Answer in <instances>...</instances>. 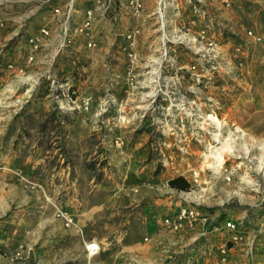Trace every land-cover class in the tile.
<instances>
[{
    "label": "rangeland",
    "instance_id": "374dc122",
    "mask_svg": "<svg viewBox=\"0 0 264 264\" xmlns=\"http://www.w3.org/2000/svg\"><path fill=\"white\" fill-rule=\"evenodd\" d=\"M58 1L67 0H0V110L12 116L0 120L11 130L2 146L40 182L63 222L50 248L48 225L32 238L44 211L22 216L32 239L20 264H142L116 253L131 237L125 232L139 228L148 243L139 223L146 217L189 229L165 223L184 208L210 216L196 224L206 232L147 264H264V0H138L137 8L108 0L94 21V44L76 37L72 46L56 44L50 65L35 54L28 61V40ZM93 1L74 0L77 8ZM10 47L24 52L21 64L5 54ZM176 177L189 188L170 187ZM165 201L178 208L172 217L151 210ZM86 209L85 240L106 237L95 256L83 250L80 232L65 233L80 230L76 215ZM225 220L235 230L224 229ZM119 232L126 236L115 240ZM15 255L0 249V257Z\"/></svg>",
    "mask_w": 264,
    "mask_h": 264
},
{
    "label": "crops",
    "instance_id": "0c3cea01",
    "mask_svg": "<svg viewBox=\"0 0 264 264\" xmlns=\"http://www.w3.org/2000/svg\"><path fill=\"white\" fill-rule=\"evenodd\" d=\"M58 20L59 18L57 19L56 16L52 15L51 12L48 11L46 16H43L41 18V21H39L37 31L39 30V28L46 26L49 28L51 34H50V38L43 40L41 44V48L35 53V56L37 57L36 62L38 61L44 62L50 65L51 64L50 61L54 59V53H55L54 49L58 41L57 39V33L59 31V25L57 22ZM5 45L6 44H2V43L0 44V52L4 50ZM22 49L24 50V48ZM8 52L13 56V60L15 62H19L20 64L23 62L22 60L24 59L23 51H22L23 53L21 54L20 50H17L16 47H12V48L10 47L7 50L5 49V54H7ZM35 65L36 64L31 66L32 70L44 71V67L42 66V64H40V66H35ZM4 76H5L4 73L2 74L0 72L1 82L4 81ZM10 86L11 85L6 87V89L3 90V93L6 94L8 91H11ZM11 96L12 95L10 92L8 96L6 95V97H11ZM11 118H12L11 114L2 112L0 110V120L3 119L8 120ZM9 131L11 130L0 126V148L3 149V151H0V216L2 215L7 216V218L4 220L7 225L6 229H4V231H2L1 233L4 242H1L2 240L0 239L1 240L0 249H5L6 251H14L16 255L13 256L12 259H6L0 257V264H20L22 259L24 261L23 255L25 254V252L22 251V247L24 244H27V242L24 241L27 238L29 239L31 238V236H28L27 238L24 236V231L22 228L23 222L21 217L26 215L27 213H33V214L35 212L43 213L42 210L44 211V215L40 217L37 227H35V229L32 230L34 234L32 238H33V244L37 239L40 240L42 237L41 231L43 230V228L44 229L46 228V225H48L49 233L53 235V237L49 240L50 248L51 246L55 245L52 244L53 242L51 241L55 240V237H57V227L58 224L62 222V219L57 218L58 211L57 209H55L56 207L55 208L52 207V206H56L55 201L53 202L51 198H47L48 201L47 204L46 202H44V199H42L41 190L38 188L40 187V182L36 179H33L32 177H29L28 175L26 176L25 175L26 169L21 165V163H18L13 157H10V154L8 152L4 151L2 143L4 140V135H8ZM19 172H23L26 177L23 176L19 177L18 174ZM143 195H147L146 192H144ZM35 196L40 197V200L37 199ZM165 202L167 203L168 207H165V205H163L162 207L158 206L157 208H153V209L151 208V210H156L157 212H159V210L161 209L167 210L168 211L167 215L172 217L178 208H176V206H172L171 203L168 204L169 203L168 201ZM47 207L49 211L46 213ZM93 211H98V210L93 209ZM68 213L72 215L71 211ZM91 215L92 214L90 212V209L84 210V212L82 213V215H80V217L79 215H76L77 220L80 222V230L78 231L75 230V228L70 227V228H65L66 230L65 233L68 235H72L80 232V235L84 240L83 242L84 245L87 242L93 241L96 242L99 245L100 250H102L104 249V246L102 244L103 241H101L100 238L103 239L106 237L104 236L100 238L93 237L85 240V236L87 234L86 232L87 227L85 226V224H83V222L89 220V217ZM142 220L139 223H143L144 225L142 226H145L144 237L148 238L149 236L146 235H151V237L148 238L150 241L148 243L142 244V242L139 241L140 236H138V234H135L137 233L136 231H139V228L137 229L132 228V231L125 232L131 236L128 239L129 241L121 243L120 247L118 248V252H116L118 254H132L136 256V258H138L136 261L138 262L140 261L142 264H147L154 261V257H156V259L164 258L165 260V258L168 257L170 253H174L178 251L180 252L181 249L184 250L186 247H189L188 245L192 244L193 241H195V239L200 238V235L206 232V229H204L201 225H195L194 227H191L189 229L185 227L186 229L182 228L174 231V230H169L167 227L163 226V224L159 220L152 221V219L149 217L148 218L146 217ZM215 228H211L210 231H213ZM131 233L135 234V236L132 235ZM113 234L115 240L122 239L124 235L126 236V234L123 233L124 235H122L120 232L118 233L119 235L116 233ZM217 240L220 239L217 238ZM39 246H41V244ZM83 250L86 252L85 247ZM19 254H20V258H19ZM229 260L232 262V263L230 262V264L244 263L243 260L242 262L238 261L237 259H229Z\"/></svg>",
    "mask_w": 264,
    "mask_h": 264
},
{
    "label": "built area",
    "instance_id": "2783aa9c",
    "mask_svg": "<svg viewBox=\"0 0 264 264\" xmlns=\"http://www.w3.org/2000/svg\"><path fill=\"white\" fill-rule=\"evenodd\" d=\"M108 0H95L92 4L85 7H76L77 4L74 0H67L65 2H55L51 3L49 6L52 15L56 16L59 20V31L57 33V44L59 47H67L76 39V37L83 38L87 41L90 46L93 38V28L94 21L96 17H102L109 7L107 3ZM130 5L134 8L140 6L138 0H130ZM50 30L48 27L43 26L39 28L35 35H32L28 44L30 46V51L28 53V61H32L34 54L43 42L44 39L50 38ZM74 44V43H73ZM66 215V214H65ZM66 225L72 222V218L69 216H64ZM210 220V216L204 213H199L198 210L193 208L180 209L179 213L176 215L175 220L172 222L170 220H165V223H173L174 227L180 226L182 223L188 227H194L196 224L206 225ZM224 229L227 231L235 230V223L231 220H225L223 223ZM234 239L236 237L232 236ZM85 250L89 256H95L99 253L100 248L96 242L90 241L85 243Z\"/></svg>",
    "mask_w": 264,
    "mask_h": 264
},
{
    "label": "trees",
    "instance_id": "16d2710c",
    "mask_svg": "<svg viewBox=\"0 0 264 264\" xmlns=\"http://www.w3.org/2000/svg\"><path fill=\"white\" fill-rule=\"evenodd\" d=\"M168 184L170 187L180 190H187L189 188V183L182 177L170 179Z\"/></svg>",
    "mask_w": 264,
    "mask_h": 264
},
{
    "label": "bare ground",
    "instance_id": "6f19581e",
    "mask_svg": "<svg viewBox=\"0 0 264 264\" xmlns=\"http://www.w3.org/2000/svg\"><path fill=\"white\" fill-rule=\"evenodd\" d=\"M212 156L214 157V163L212 164H217L218 162L222 161L221 155L218 152H214Z\"/></svg>",
    "mask_w": 264,
    "mask_h": 264
}]
</instances>
